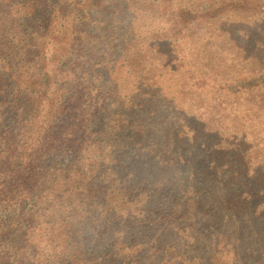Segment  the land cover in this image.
Returning <instances> with one entry per match:
<instances>
[{
	"label": "trees",
	"instance_id": "1",
	"mask_svg": "<svg viewBox=\"0 0 264 264\" xmlns=\"http://www.w3.org/2000/svg\"><path fill=\"white\" fill-rule=\"evenodd\" d=\"M169 1L153 0L158 68L171 60L178 69L177 48L192 38L201 40L200 59L212 77L220 66L243 63L239 76L246 68L235 78L239 86L223 87L208 106L200 93L165 94L157 67L152 77L142 73L143 46L134 39L121 50L136 92L119 96L114 87L102 97L100 38L81 24L92 11L119 12L123 0H66L64 14L50 0H0V264H93L105 237L115 246L142 230L158 243L155 221L194 239L202 213L209 223L226 216L250 222L264 213V156L254 158L250 173L252 149L234 130L242 116L225 111L244 92L255 101L246 111H259L264 124V38L250 33L264 28V0ZM148 113L153 138L141 125ZM101 116L105 122L89 128ZM227 117L232 130L223 125ZM44 156L55 159L45 166ZM152 186L161 188L155 208ZM220 257L211 260L227 264Z\"/></svg>",
	"mask_w": 264,
	"mask_h": 264
},
{
	"label": "rangeland",
	"instance_id": "2",
	"mask_svg": "<svg viewBox=\"0 0 264 264\" xmlns=\"http://www.w3.org/2000/svg\"><path fill=\"white\" fill-rule=\"evenodd\" d=\"M50 1L53 5L60 8L61 14L67 12V10L61 9V6L66 5V0ZM123 1L126 4V8L122 6L119 12L111 8H100L102 11H92L88 15L85 23L84 21H82L83 23L80 22L82 23V27L96 33L100 38V46L97 54L102 56V58L98 65V85L102 97L103 95H107L110 88L114 87L117 89V95L119 96L129 97L136 92L137 85H133L132 81L128 79V71L124 65L121 49L125 42L134 39L136 43L134 47L137 45L143 46L141 54L142 61L140 63L143 65V67L140 66L143 74H148V76L152 77L153 67H157L156 64L159 62V58H161L156 53L157 51L153 49V30L159 27L156 14H153V0ZM169 2L174 3V0ZM26 24L28 26L27 30L22 35L25 38H27L31 31L29 23ZM250 31L254 37L264 38L263 27L259 25L252 26ZM208 34L206 36H209ZM239 35L241 36V34ZM243 40H245L244 37L240 39V41ZM202 41L204 42L203 39ZM202 46L201 40L195 42L194 38H192L182 47L179 46L177 48L179 54L181 52L182 57L180 62L178 60L176 63L179 64L178 69L174 70L172 66L175 63L171 60H169L168 66L164 69L157 67V72L162 74L158 83L162 86L161 90L165 94H178L179 89H182L187 96H190L191 92L200 93L199 96L202 98L201 102L208 106L206 100L219 93L223 94L225 92L223 87L231 86L237 88L239 86L235 78L244 76L246 74V68L243 67L241 76L236 72V68H241L243 63L237 64L235 67L230 66L226 68L227 73H225L226 70L223 69L224 67L222 68L220 66L219 71L221 73L224 72V74L222 75L218 72V76L215 75V77H212L211 73L209 74L206 71L207 67L204 66L205 61L200 59V56L203 54L200 50L203 48ZM248 46L249 49H252L249 50V53L261 54L262 51L258 50L257 45L254 46L251 44ZM227 47L229 46H222L224 50ZM197 49L200 51H197ZM225 51L229 50L226 49ZM174 55L176 56V53ZM216 59L219 60L218 58ZM228 59L229 57L226 58V61ZM149 68L151 70L147 73ZM11 86L13 85L10 84ZM244 94V92L236 94L239 95L237 99H234L235 97L233 96V102H231V99L228 100L225 111L233 113L235 118L239 115L242 116L237 121L234 130L238 132L239 137L237 141L241 143L242 147L248 146L252 149L250 152L251 157H253L250 161V164L253 166L250 168V173H252L253 170H256V166L254 165L256 160L254 158L258 154H260L259 157L264 156V124H262V120L258 116L259 111L256 109L246 111V106H249L250 103L255 101L252 98L248 102L244 98ZM220 100L224 99L221 98ZM224 105L225 102L221 104L222 107ZM162 109L165 108L162 106ZM199 109H202V107ZM5 110L8 109L5 108ZM106 113L109 114V110L102 111V115H106ZM148 116L147 123H141V125L144 124V128L149 133L150 138H153V114L148 113ZM100 118L102 116L94 120L89 128L93 126L98 127L105 122L104 119L103 121H99ZM11 120L13 119H8V121ZM60 120L64 123L68 121L64 116ZM230 120V117H227V123L224 122L223 125L225 126L226 124V128L232 130L233 127L229 124ZM138 121L142 122L141 116L138 118L137 123ZM244 133L246 134V139L242 140L241 137ZM54 159V156H44V165L48 166L52 164ZM262 171L261 169L260 172ZM1 182L3 184L2 186H5L9 185L10 181L5 182L3 178ZM157 188V190L155 188L153 190L152 186L150 189L152 203H149V207L151 208H155L153 207L155 206L153 204V198L158 199L161 195V188ZM203 215L204 213L200 214L193 227L194 239L188 238L176 229L172 230L162 225L157 226L156 224L159 223L157 221L154 222V228H158L160 231L155 233L154 236L159 237L160 240H157L158 243L156 244L153 242V237L151 238L153 234H146L142 230L135 235L127 233L122 242H115V246L111 244L112 240H110L114 238L109 237L107 239L105 237L102 240L104 244H101L96 253H94L96 261L93 264H220L219 262H213L211 260L213 256H218L219 254L221 256L220 258H226L227 264H230V261L233 264H264V213L259 214L250 222L245 221L246 218L236 219L232 216H226L224 219L215 217L209 223L204 220ZM160 233L163 235H160ZM167 241L173 244L172 249L171 247L167 249L168 245H165L163 247L164 249H161L162 243ZM156 245H158V248L154 250L153 247L155 248Z\"/></svg>",
	"mask_w": 264,
	"mask_h": 264
}]
</instances>
